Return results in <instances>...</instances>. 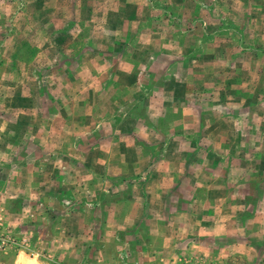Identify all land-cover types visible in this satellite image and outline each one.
<instances>
[{
	"label": "rangeland",
	"instance_id": "obj_1",
	"mask_svg": "<svg viewBox=\"0 0 264 264\" xmlns=\"http://www.w3.org/2000/svg\"><path fill=\"white\" fill-rule=\"evenodd\" d=\"M230 263L264 264V0H0V264Z\"/></svg>",
	"mask_w": 264,
	"mask_h": 264
},
{
	"label": "crops",
	"instance_id": "obj_2",
	"mask_svg": "<svg viewBox=\"0 0 264 264\" xmlns=\"http://www.w3.org/2000/svg\"><path fill=\"white\" fill-rule=\"evenodd\" d=\"M124 76V79H125V81H126V83L125 84H127V85H129V84H133L134 85V83H135V81H134V78L131 76V71H129V73H127L126 75H123ZM117 81H118V79H116ZM122 81H123V79H121ZM175 82H179L178 80H175ZM168 84H174V81L172 82V81H169L168 82ZM123 85H119V90L121 89V91H119V93H116V94H122L123 92H124V90H125V85H124V87H122ZM134 88H137V90L139 91V94H142V91H144L143 90V88H142V86L140 85V86H138V85H136L135 84V86H133ZM168 93L167 94H156V95H153V96H145V97H143V96H139V99H140V101H141V105H142V107L146 110V112L148 113V114H150V115H152V116H154L157 120H160L163 116H164V112H165V104H166V102H167V100H169V99H172V100H174V94H172V93H170V90H168L167 91ZM170 94H172V95H170ZM143 95V94H142ZM181 98H183V97H181ZM170 110H171V112L172 113H175V112H177L178 111V108L177 107H172V108H170ZM182 117L184 118V120H185V118L186 117H189V116H191V110H190V107H188V106H182ZM163 119V118H162ZM161 119V120H162ZM144 127V126H143ZM147 128H145V130H146ZM142 130H143V128H142ZM171 143H172V140L170 141V142H168L167 144H164L163 146H165V147H167V151H168V149H169V147L171 146ZM185 143V142H184ZM187 143H189V142H187ZM200 147H201V145H200V143H199V147H197L198 149H199V151H201L200 150ZM193 158L194 157H191V156H189V158H185V159H183V163L184 164H190V162L193 160ZM140 159H142V160H140L139 162V164H140V166H138L140 169L142 168L143 169V162H145L146 161V164L148 165V163H149V161H148V159L146 158V157H144L142 154H141V156H140ZM165 163H167V162H165ZM145 164V167L147 166ZM144 167V168H145ZM173 174V173H172ZM171 173H168V175L169 176H171L172 178H178V176H179V174H174V176L172 175ZM220 175V174H219ZM219 177V176H218ZM201 208L202 209H204V216L202 217V221H204V223H207L208 222V224H213V223H219V218H218V216H216V217H214V218H212V217H210L209 216V214L207 215V214H205L206 212H207V206H205V205H203V206H201ZM212 208L215 210V212H216V209H218V208H220V205H215V206H212ZM137 221V220H136ZM136 221H134V223H136ZM231 224H233V221H231ZM227 229H229V228H227ZM230 230H233V227H231V229ZM236 231H237V227H236ZM203 234H204V236H206V234L207 233H205V232H203ZM223 234H229L228 232H226V233H223ZM235 234V233H234ZM217 235V234H216ZM237 235V234H236ZM226 236V235H225ZM232 236H233V231H231V234H230V238H232ZM219 238H222L221 237V235L219 236V237H216L215 238V242H217V240L219 239ZM226 238V237H225ZM238 242H231L230 244H229V246H227L226 248H225V250L223 251V253L222 252H220V253H218V254H216V255H218V257H220V262H221V259H226V260H230V261H232L233 259H232V256H234V255H236L234 252H232V250H233V248L234 249H236L235 247H237L238 246V244H237ZM252 247H254V245H248L247 247H241V248H243V249H246V250H249V249H252ZM252 252V251H251ZM252 253H254V252H252ZM227 256H230L231 258H229V257H227ZM249 258H250V260H251V258H252V256L250 255V253H247L246 252V257H244V259H247V260H249ZM230 264H235V263H230Z\"/></svg>",
	"mask_w": 264,
	"mask_h": 264
}]
</instances>
